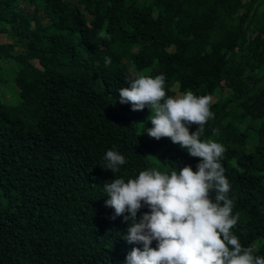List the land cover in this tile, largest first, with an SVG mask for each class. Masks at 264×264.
I'll return each instance as SVG.
<instances>
[{"label":"trees","instance_id":"1","mask_svg":"<svg viewBox=\"0 0 264 264\" xmlns=\"http://www.w3.org/2000/svg\"><path fill=\"white\" fill-rule=\"evenodd\" d=\"M256 1L0 0V37L12 38L0 41V264H124L142 250L124 239L123 216L111 219L104 184L149 168L196 171L200 160L169 138L139 135L142 110L121 104L119 90L141 70L163 74L168 96L176 87L215 98L200 138L226 149L239 216L232 231L245 227L241 245L264 256V227L247 213L264 200V0ZM108 150L126 159L118 173L104 168Z\"/></svg>","mask_w":264,"mask_h":264},{"label":"clouds","instance_id":"2","mask_svg":"<svg viewBox=\"0 0 264 264\" xmlns=\"http://www.w3.org/2000/svg\"><path fill=\"white\" fill-rule=\"evenodd\" d=\"M98 35L108 38L104 30ZM104 62L107 66L112 61L105 57ZM212 101L210 95L197 96L190 90L168 96L163 74L137 73L128 87L119 90V102L131 104L132 111L150 109L147 119L152 127L142 131L156 140L169 138L200 160L196 171L184 166L169 174L149 168L127 182L115 178L104 184L109 197L105 206L114 209L111 219L123 216L128 223L124 239L143 246L142 250L132 248L124 264H264V256L242 246L232 231L239 216L233 215L234 201L228 196L230 184L221 164L226 149L212 139L200 138L205 124L214 118ZM191 125L196 126L193 132ZM104 160V168L113 174L126 163L115 150H108ZM144 206L149 211L137 219ZM153 241L155 247H151Z\"/></svg>","mask_w":264,"mask_h":264},{"label":"rangeland","instance_id":"3","mask_svg":"<svg viewBox=\"0 0 264 264\" xmlns=\"http://www.w3.org/2000/svg\"><path fill=\"white\" fill-rule=\"evenodd\" d=\"M241 1L244 2L245 0H241ZM257 5H258V0L256 2H254V6H257ZM11 39H12L11 37L4 36V35H1V37H0V41L1 42H6V41H9ZM125 64L127 65L128 69L132 70L133 64L131 62H125ZM137 73L146 75V71H144V70L136 71L135 74H134V76ZM4 88H7V86L6 85L3 86V89ZM1 89L2 88H0V91H2ZM172 90L175 91V93H174L173 96H176V95L181 94L180 92L177 91V88L176 87H173ZM4 92H5L6 98H9V96L6 93L5 90H4ZM212 98H213V101L212 102H214L215 101V98L214 97H212ZM150 114H151L150 113V109L148 107H145L142 110V112H140V114L137 116L138 117L139 135L146 132V131H142V128L143 129H148V128H151L152 127L150 120L147 119ZM247 213L251 214V216H253V218L264 227V200L263 199H255L251 203V206L247 210ZM233 233L236 236L239 237L240 242L242 240L246 239V237H247V232H246V228L245 227H242V228H240L238 230H235V231H233Z\"/></svg>","mask_w":264,"mask_h":264}]
</instances>
